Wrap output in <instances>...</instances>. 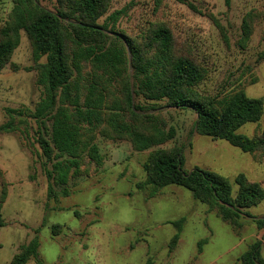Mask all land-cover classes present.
<instances>
[{
	"label": "trees",
	"instance_id": "1",
	"mask_svg": "<svg viewBox=\"0 0 264 264\" xmlns=\"http://www.w3.org/2000/svg\"><path fill=\"white\" fill-rule=\"evenodd\" d=\"M178 1L202 13L193 2ZM13 2L7 17H0V72L8 65L19 68L12 57L24 31L32 48L31 69L37 71V82L43 90L33 109L5 108L0 134H18L29 149L26 139L31 133L36 135L41 155L52 164L47 170L49 197L58 200L68 196L72 179L98 170L103 156L96 141L101 137L127 141L137 152L150 150L143 163L146 177L136 183L147 199L176 184L192 191L236 231L243 227L242 215L254 219L259 229L264 228V218L249 212L264 200V186L243 172L231 180L210 169L185 171L184 145L160 147L175 139L177 129L169 124L160 111L164 105L159 104L166 101L169 107L192 108L197 114V134L226 140L264 163V128L252 136L238 133L245 124L262 119L263 97H250L242 89L216 95L200 91L208 68L192 44L183 40L168 21H151L141 34L130 35L116 28L122 10L101 23L112 0H56L53 9L38 0ZM157 2L160 6L162 0ZM224 2L230 7L232 0ZM208 15L227 41L224 27L214 14ZM261 24L264 32V8L245 13L239 40L242 49ZM0 183L1 230L5 225L2 205L8 194L1 168ZM184 222L185 218L172 221L177 231L170 240V251L177 245ZM62 227L54 224L53 235H59ZM204 241L199 242V251ZM39 248L36 235L21 245L11 264H27L31 259L43 264ZM261 248L262 240H255L236 264H264Z\"/></svg>",
	"mask_w": 264,
	"mask_h": 264
},
{
	"label": "rangeland",
	"instance_id": "2",
	"mask_svg": "<svg viewBox=\"0 0 264 264\" xmlns=\"http://www.w3.org/2000/svg\"><path fill=\"white\" fill-rule=\"evenodd\" d=\"M38 1L51 9L56 6V0ZM187 1L202 13L178 0H162L160 6L157 0H112L101 23L122 10L116 28L139 35L151 21H168L183 40L192 44L208 68L200 91L216 95L242 89L250 97L264 98L263 24L245 49L239 46L243 16L252 8L263 9L264 0H232L230 7L224 0ZM13 5V0L0 2L2 19ZM209 13L224 27L227 41ZM12 62L19 68L8 65L0 72V124L5 108L33 109L43 90L37 82V71L31 69L32 48L24 31ZM159 104L164 105L160 111L169 124L177 129L175 139L163 148L184 145L185 171L210 169L231 180L243 172L264 186V163L226 140L197 134V114L192 108L169 107L166 101ZM31 124L36 130L35 121ZM263 128L264 115L259 122L239 128L238 133L252 136ZM26 144L30 149L16 133L0 134V168L8 183V197L2 208L5 225L0 231V264H11L21 245L36 235L43 264H235L255 240L251 236L252 218L241 217L246 222L243 235L247 237L243 245L229 250L240 238L237 231L183 186L168 185L147 199L136 183L146 177L143 163L150 150L135 152L121 147L117 153L113 141L101 140L103 164L90 176L72 179L70 194L56 200L48 195L47 170L52 169V164L41 155L34 133ZM1 189L0 183V193ZM249 212L264 217V200ZM183 216L187 221L181 240L170 251L169 243L177 228L168 221ZM54 224L63 225L59 235H53ZM205 239L200 253L199 242ZM261 255L264 258L263 241ZM36 263L31 259L27 264Z\"/></svg>",
	"mask_w": 264,
	"mask_h": 264
},
{
	"label": "crops",
	"instance_id": "3",
	"mask_svg": "<svg viewBox=\"0 0 264 264\" xmlns=\"http://www.w3.org/2000/svg\"><path fill=\"white\" fill-rule=\"evenodd\" d=\"M101 140H106V139H103V138H101V137H98V139H97V145L99 146V149H100V153H101V147H100V141ZM106 141H111V140H106ZM114 143H115V151L118 153V151L120 150V148L121 147H123V148H125V149H132V151H134L133 150V148H132V145H131V143H129V142H127V141H113ZM165 145V144H164ZM161 147H163V145H161ZM148 151V150H147ZM135 152H137V151H135ZM143 152H146V151H143ZM101 155H102V153H101ZM140 181V180H139ZM166 187V186H165ZM163 189V188H162ZM162 191V190H161ZM161 193V192H160ZM159 193V194H160ZM7 197H8V194H7ZM153 198V197H152ZM151 199V198H150ZM6 200H7V198H6ZM6 200H5V202H6ZM198 200V199H197ZM200 201V200H199ZM4 202V203H5ZM3 203V204H4ZM207 205V204H206ZM259 205V204H258ZM208 206V205H207ZM2 208H3V205H2ZM252 208V207H251ZM208 210H209V207H208ZM207 211V210H206ZM210 211V210H209ZM211 212V211H210ZM215 212V211H214ZM210 214V213H209ZM242 217H247V216H245V215H242ZM181 218H185V222L187 221V219H186V217H181ZM261 218H264V217H261ZM180 219V218H179ZM240 220H241V218H240ZM174 221V220H173ZM242 221V220H241ZM252 221V225H251V227H252V234H251V236L252 237H254L255 238V240H262L263 241V243H264V228H262V229H259L258 227H257V224H256V222L254 221V219H252L251 220ZM185 222H184V224H185ZM242 222H244V221H242ZM168 223H172V221H168ZM245 223L246 222H244V225H243V227H242V230H241V232H240V230L239 231H237V234L239 235V239L237 240V241H234L233 243H232V245L230 246V248H229V250H231V249H233V248H236V247H238V246H240V245H243L244 244V241H245V239H246V237H247V235H243V233H245L244 232V227H245ZM184 224H183V226H184ZM183 226H182V230H183ZM2 229V228H1ZM234 229V228H233ZM182 230H181V232H180V237H179V240H178V242H177V245H176V247L178 246V243L180 242V240H181V233H182ZM235 230V229H234ZM1 231V230H0ZM236 231V230H235ZM1 233V232H0ZM254 240V241H255ZM207 240L205 239V241H204V243L206 242ZM203 243V244H204ZM203 244H202V246H203ZM176 247H175V249H176ZM174 249V250H175ZM173 250V251H174ZM203 250H202V247H201V251H200V253L202 252ZM239 260V259H238ZM238 262V261H237ZM37 264V263H36ZM236 264V263H235Z\"/></svg>",
	"mask_w": 264,
	"mask_h": 264
},
{
	"label": "water",
	"instance_id": "4",
	"mask_svg": "<svg viewBox=\"0 0 264 264\" xmlns=\"http://www.w3.org/2000/svg\"><path fill=\"white\" fill-rule=\"evenodd\" d=\"M129 56H130V59H131V55H130V52H129Z\"/></svg>",
	"mask_w": 264,
	"mask_h": 264
}]
</instances>
